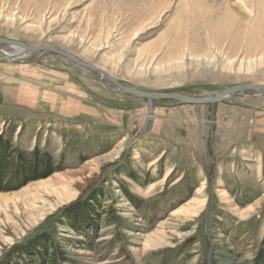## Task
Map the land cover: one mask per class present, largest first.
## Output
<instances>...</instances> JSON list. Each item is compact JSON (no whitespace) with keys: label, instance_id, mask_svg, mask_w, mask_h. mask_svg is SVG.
Here are the masks:
<instances>
[{"label":"rangeland","instance_id":"374dc122","mask_svg":"<svg viewBox=\"0 0 264 264\" xmlns=\"http://www.w3.org/2000/svg\"><path fill=\"white\" fill-rule=\"evenodd\" d=\"M0 36L145 91L264 84V0H0ZM14 53L0 44L3 166L17 168L0 184V264L56 247L61 264H262L264 94L148 101L61 55ZM42 156L54 171L24 182Z\"/></svg>","mask_w":264,"mask_h":264},{"label":"water","instance_id":"95a60500","mask_svg":"<svg viewBox=\"0 0 264 264\" xmlns=\"http://www.w3.org/2000/svg\"><path fill=\"white\" fill-rule=\"evenodd\" d=\"M0 44L7 45L13 48H18L21 50L20 54H26L30 52H50L54 54L61 55L73 63L80 65L84 68L90 69L95 73L99 74L101 77H104V81L107 82L110 86L113 85L112 89L130 94L135 97L147 99L148 101L153 100H174L178 104H189V105H207V104H216L222 101H225L236 94H241L245 91H256L261 94H264V84H239L232 86L230 88L221 90L220 92L211 95V96H190L178 91H145L137 87L130 86L124 83L120 78L116 77L108 70L101 66L91 64L82 58L74 55L73 53L52 46V45H36L26 43L20 40L10 39L7 37L0 36ZM13 58V57H12Z\"/></svg>","mask_w":264,"mask_h":264},{"label":"trees","instance_id":"16d2710c","mask_svg":"<svg viewBox=\"0 0 264 264\" xmlns=\"http://www.w3.org/2000/svg\"><path fill=\"white\" fill-rule=\"evenodd\" d=\"M3 141L0 140V174L4 173V178H1L0 177V184H2L4 182V180L6 179V176H8L10 178L9 182H12V178H14V172L15 170L17 169L15 167V164L11 165V164H8L6 167L3 166V161L7 158V155L5 154L6 151L9 150L8 146L7 145H4V143H2ZM8 148V149H7ZM35 157L38 156L39 157V152H35ZM23 155L21 153H18V156L17 158L19 159V161L21 160V157ZM18 161V162H19ZM33 161V162H32ZM20 163V162H19ZM19 163L17 166H19ZM32 163V164H31ZM42 163L44 164L43 167H40L39 165L41 164L42 166ZM4 164H5V161H4ZM25 167V168H23ZM44 168V169H43ZM54 167L51 165V162L49 160V157L48 156H42L41 158L36 159L34 158V160H31L30 158V162H28V164L24 165L21 167V172L22 174H28L26 175V177L24 178V182H26L27 180L31 179L32 177L36 176L37 174L39 175L40 173H38L39 171H44L43 173H41L42 175L43 174H49V173H52V171H54ZM20 170V169H19ZM40 174V175H41ZM3 175V174H2ZM23 182V181H22ZM74 212H75V215H76V210L72 209L70 211L71 214L74 215ZM87 219L83 220V222H85ZM81 222V224L83 223ZM75 228H77L78 224H74L73 225ZM40 237L38 238V241L39 242H44V245H43V251H46V245H47V242L46 240H48V243L49 244H53V240L51 239L50 237V234H46V233H43L41 235H39ZM45 242H46V245H45ZM33 243H30L29 246H32ZM25 246H28V245H25ZM29 246L27 249H25V252L26 254H31L33 256V253L29 252ZM56 252L53 253V257L48 260L46 259V256L42 253L41 254V259H40V262L37 263V264H47V262H50V264H61V261H63L64 259V256H63V253L60 251V249L58 247H56ZM35 255V254H34ZM263 254H261L262 256ZM263 258V262L262 264H264V257H261Z\"/></svg>","mask_w":264,"mask_h":264},{"label":"bare ground","instance_id":"6f19581e","mask_svg":"<svg viewBox=\"0 0 264 264\" xmlns=\"http://www.w3.org/2000/svg\"><path fill=\"white\" fill-rule=\"evenodd\" d=\"M15 49V53L14 54H9L10 56L9 57H13V58H17V57H19L21 54V50L20 49H18V48H14ZM107 70V69H106ZM102 79L104 80V77H102ZM149 242L150 243H153V244H156V242H157V240L156 239H153V237H150L149 238Z\"/></svg>","mask_w":264,"mask_h":264}]
</instances>
